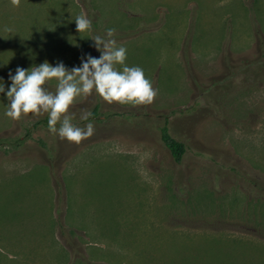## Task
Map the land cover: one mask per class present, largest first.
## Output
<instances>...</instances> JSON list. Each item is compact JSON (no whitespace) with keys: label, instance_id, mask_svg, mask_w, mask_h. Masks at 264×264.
Returning <instances> with one entry per match:
<instances>
[{"label":"rangeland","instance_id":"rangeland-1","mask_svg":"<svg viewBox=\"0 0 264 264\" xmlns=\"http://www.w3.org/2000/svg\"><path fill=\"white\" fill-rule=\"evenodd\" d=\"M251 1L0 0L5 93L17 67L99 58L91 36L108 28L158 90L147 105L78 96L71 123L95 128L79 144L50 133L47 113L6 117L0 93V264H264V19L257 31ZM82 13L92 25L78 33Z\"/></svg>","mask_w":264,"mask_h":264},{"label":"clouds","instance_id":"clouds-1","mask_svg":"<svg viewBox=\"0 0 264 264\" xmlns=\"http://www.w3.org/2000/svg\"><path fill=\"white\" fill-rule=\"evenodd\" d=\"M19 7L20 0H11ZM78 33L91 30L92 21L85 14L75 18ZM5 31H11L5 29ZM115 28H108L104 35H92L94 47L100 53L99 58L85 55L81 57L79 67L70 70L62 62L52 66L47 61L28 69L17 67L15 74L10 71L8 79L10 87H5L0 80V93H5L7 106L5 116L19 120L22 115L48 114V131L61 139L79 144L93 135V123L84 128L71 123L74 114L69 115V108L74 100L81 95L95 93L108 104L147 105L153 103L158 94L150 80L145 78L143 69L138 66L129 67L125 64L127 49L117 46L114 39ZM116 65H122L117 70ZM55 79V92H50L45 84ZM92 116L90 110H83L80 119L87 121ZM59 127L57 128V124Z\"/></svg>","mask_w":264,"mask_h":264},{"label":"trees","instance_id":"trees-1","mask_svg":"<svg viewBox=\"0 0 264 264\" xmlns=\"http://www.w3.org/2000/svg\"><path fill=\"white\" fill-rule=\"evenodd\" d=\"M259 6H260V4L258 3V0H252L250 2L249 7H248V10L253 12V14L256 17L257 31L260 29L261 23H263V19H264V16L262 15L263 9H261V6L260 7ZM122 24L120 23L119 25L123 26ZM134 25H135L134 21L133 22L129 21L127 24H125V26L130 27V28H131V26L134 27ZM195 26H196V23H195ZM60 43L61 42H59V44ZM262 56H264V55H262ZM160 136H161V139H162L164 145L171 152L174 160L176 162H180L182 160L183 154L186 151V145L183 141H180L179 139L175 138L170 133L169 125H168L167 121L160 127Z\"/></svg>","mask_w":264,"mask_h":264}]
</instances>
